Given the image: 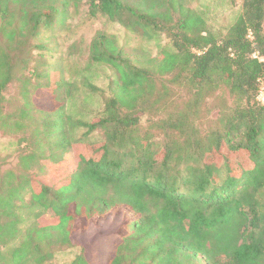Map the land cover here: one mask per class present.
Instances as JSON below:
<instances>
[{
    "label": "trees",
    "instance_id": "trees-1",
    "mask_svg": "<svg viewBox=\"0 0 264 264\" xmlns=\"http://www.w3.org/2000/svg\"><path fill=\"white\" fill-rule=\"evenodd\" d=\"M0 19V264H91L95 229L103 264H264V0L222 36L186 0H0Z\"/></svg>",
    "mask_w": 264,
    "mask_h": 264
},
{
    "label": "rangeland",
    "instance_id": "rangeland-1",
    "mask_svg": "<svg viewBox=\"0 0 264 264\" xmlns=\"http://www.w3.org/2000/svg\"><path fill=\"white\" fill-rule=\"evenodd\" d=\"M242 3L243 0H186V5L201 14L217 36L225 34L236 22L242 12ZM71 13L68 23L72 28L71 30L86 38L90 37L94 29V22L88 18L86 7L81 6L78 10H72ZM107 29L117 34L119 38L126 39L130 46L142 48L150 53H157L160 47L168 45V40L164 37L155 40L147 36H135L126 33L122 27L113 25ZM2 34L4 35L3 32ZM17 138V136L5 135L0 131V164H9L16 159L18 153ZM97 234H99L97 229L91 230L84 239L88 247V259L91 264H103L111 244L114 242V238H108V236L97 241L95 240ZM78 253V249L60 252L49 264H71Z\"/></svg>",
    "mask_w": 264,
    "mask_h": 264
},
{
    "label": "built area",
    "instance_id": "built-area-1",
    "mask_svg": "<svg viewBox=\"0 0 264 264\" xmlns=\"http://www.w3.org/2000/svg\"><path fill=\"white\" fill-rule=\"evenodd\" d=\"M259 82H260V87H259V93L257 96V101L259 102V104L264 106V83L261 80Z\"/></svg>",
    "mask_w": 264,
    "mask_h": 264
}]
</instances>
